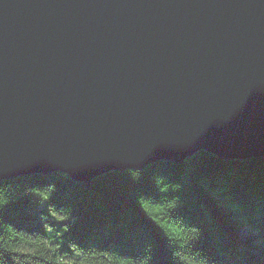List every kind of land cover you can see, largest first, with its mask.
<instances>
[{"label":"water","instance_id":"1","mask_svg":"<svg viewBox=\"0 0 264 264\" xmlns=\"http://www.w3.org/2000/svg\"><path fill=\"white\" fill-rule=\"evenodd\" d=\"M264 157V0H0V181Z\"/></svg>","mask_w":264,"mask_h":264},{"label":"trees","instance_id":"2","mask_svg":"<svg viewBox=\"0 0 264 264\" xmlns=\"http://www.w3.org/2000/svg\"><path fill=\"white\" fill-rule=\"evenodd\" d=\"M0 264H264V157L2 180Z\"/></svg>","mask_w":264,"mask_h":264}]
</instances>
